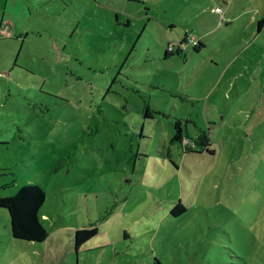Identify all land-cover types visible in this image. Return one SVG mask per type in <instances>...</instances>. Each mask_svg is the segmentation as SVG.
I'll return each instance as SVG.
<instances>
[{"label": "rangeland", "instance_id": "rangeland-1", "mask_svg": "<svg viewBox=\"0 0 264 264\" xmlns=\"http://www.w3.org/2000/svg\"><path fill=\"white\" fill-rule=\"evenodd\" d=\"M260 21L264 0H0V264H264Z\"/></svg>", "mask_w": 264, "mask_h": 264}, {"label": "trees", "instance_id": "trees-1", "mask_svg": "<svg viewBox=\"0 0 264 264\" xmlns=\"http://www.w3.org/2000/svg\"><path fill=\"white\" fill-rule=\"evenodd\" d=\"M264 23V21H260L259 22V27H261V25ZM190 38H188L187 35L184 36L182 43H188V40ZM200 44V43H198ZM200 48L197 46H195V50H199ZM165 55L167 56L168 53L166 51ZM148 116V113L147 115ZM176 128V132L174 134L173 137V142H177L184 150V152H191L194 148H196V146H201V147H207V144L205 143V141L200 142L197 140H193V141H188V137L185 136L182 132V128L180 123H176L175 125ZM207 139V141H209L208 137H205ZM178 207V206H177ZM176 209V208H175ZM33 212V206L32 208L29 207L26 211H20L21 214H24V218L27 220V222L24 224V229H25V233H26V237L30 238L31 240H42L45 237V233L39 229H36V221H33V223H29V216L28 214L30 213V211Z\"/></svg>", "mask_w": 264, "mask_h": 264}, {"label": "built area", "instance_id": "built-area-1", "mask_svg": "<svg viewBox=\"0 0 264 264\" xmlns=\"http://www.w3.org/2000/svg\"><path fill=\"white\" fill-rule=\"evenodd\" d=\"M215 11L218 12V13H221V14H222V12H223L222 9L219 8V7H217ZM190 40L192 41V43H193L194 46H196V45L198 44V42L196 41L195 38H190V39L188 40V42H190ZM169 46H170V45H169ZM168 49H170L171 51L173 50L171 47H169Z\"/></svg>", "mask_w": 264, "mask_h": 264}, {"label": "crops", "instance_id": "crops-1", "mask_svg": "<svg viewBox=\"0 0 264 264\" xmlns=\"http://www.w3.org/2000/svg\"><path fill=\"white\" fill-rule=\"evenodd\" d=\"M216 8H217V7H216ZM222 15H224V11H223V14H222ZM224 21H225V18H224ZM225 23H227V24H228V21H225ZM263 24H264V23H263ZM180 43H182V42H180ZM200 43H201V41H200ZM166 51H167V50H165V53H166ZM204 141H205V143H207V142H206V141H207V139H205Z\"/></svg>", "mask_w": 264, "mask_h": 264}]
</instances>
